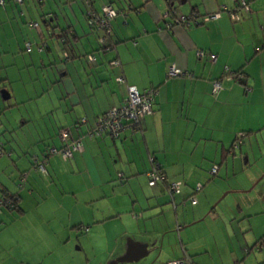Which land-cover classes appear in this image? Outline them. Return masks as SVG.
I'll use <instances>...</instances> for the list:
<instances>
[{
  "label": "crops",
  "instance_id": "0c3cea01",
  "mask_svg": "<svg viewBox=\"0 0 264 264\" xmlns=\"http://www.w3.org/2000/svg\"><path fill=\"white\" fill-rule=\"evenodd\" d=\"M104 4L123 10L111 21L109 49L85 18L87 8L100 14ZM221 6L234 0H5L0 99L34 103L43 125L35 133L0 126L11 151L0 155V192L20 195L17 208H0V264H109L129 252L125 264L264 262V0H249L250 12L237 21L225 12L202 24L162 19L170 7L201 18ZM171 66L182 73L168 77ZM215 81L221 89L212 92ZM128 86L157 91L138 128L85 137L69 159L50 156L46 173L32 167L33 155L60 145L59 130L85 118V132L124 102ZM153 160L165 180L151 185ZM171 180L181 182L172 195Z\"/></svg>",
  "mask_w": 264,
  "mask_h": 264
},
{
  "label": "built area",
  "instance_id": "2783aa9c",
  "mask_svg": "<svg viewBox=\"0 0 264 264\" xmlns=\"http://www.w3.org/2000/svg\"><path fill=\"white\" fill-rule=\"evenodd\" d=\"M17 2H21V0H16ZM4 0H0V5H2ZM250 6L249 0H234V6L232 8L221 6L217 12L212 14H207L199 18L196 14L184 15L182 13L176 12L171 7L168 8L163 14L162 19L166 20L169 17H173L174 21L180 23L182 25H189L192 22L198 24H202L208 20L216 19L221 16L222 12H225L229 15V17L233 21H237L241 19V16L245 13H249ZM123 10L113 7L111 4H104L101 7L100 14H97L94 10L87 8L85 11V18L88 28L93 30H101L103 36L100 38V44L103 45V48H112L113 45L110 43V37L112 35V26L111 21L117 17L118 15H122ZM200 19V21H199ZM169 23L166 24L169 27ZM34 27H37V24H33ZM26 50H31V44L26 43ZM47 47V44L44 43L43 46L38 48V50H42V48ZM64 59L68 60L69 55L68 52H64ZM198 57L208 56L210 61H214L215 55L209 53L205 54L204 51L197 52ZM95 57L93 55H88L87 60L89 62L94 61ZM111 64L114 66L119 65L117 60L111 61ZM227 72V71H226ZM181 70L177 69L175 66H171L169 68L168 77H174L180 75ZM230 73V72H228ZM234 77H238L235 73ZM118 82H122V77H117ZM221 89V84L218 81L213 82L212 92H217ZM157 91L154 88H149L145 91H138L134 86L127 87V96L124 102L119 107L111 108L105 114L97 117L90 128L85 132H81L80 125L85 124L87 121L85 118H82L78 124L74 126V128H64L59 131V137L61 140V144L59 146H48L45 151L41 153L40 156H33V167L38 169L42 173H46V163L50 156L52 155H60L63 159H68L72 156L74 151L82 150L83 139L85 137H94L98 135H102L103 133H108L112 137L118 136L121 131L131 128L135 129L139 127V124L142 118L145 115L151 114L153 109L154 97ZM244 133H237L235 140L232 144L233 148H237L241 142ZM6 153L4 149L3 142L0 140V155ZM218 170V165L214 163L209 168V172L211 174H216ZM27 173L26 171L22 172L18 176L17 186L22 189L25 185ZM149 183L152 185L158 180H165V175L162 172L159 164L153 160L152 167L148 172ZM180 181L171 180L168 181V191L172 195L175 192L179 191ZM201 188V184L198 183L194 187V193L197 192ZM17 195H0V207L6 206L8 208H13L15 206V199ZM191 202H195V194L191 195ZM85 228V227H84ZM261 246V243H258ZM190 260L187 257H181L177 259L169 260L167 264H189ZM264 264V262L262 263Z\"/></svg>",
  "mask_w": 264,
  "mask_h": 264
},
{
  "label": "rangeland",
  "instance_id": "374dc122",
  "mask_svg": "<svg viewBox=\"0 0 264 264\" xmlns=\"http://www.w3.org/2000/svg\"><path fill=\"white\" fill-rule=\"evenodd\" d=\"M16 18H17V21L20 23L18 13H16ZM20 25H24L23 22L20 23ZM22 27L25 32L23 39H25L28 34H27L26 28L24 26ZM33 47L35 48V44L33 45ZM23 82L25 83V81ZM14 83L16 85H20L22 84V80L15 81ZM3 85H5V87L9 91H11L12 89H16V87L14 88L13 86H11L10 83H7V82L3 83ZM23 94H24V89H23ZM22 116H25V118H23ZM37 117H38L37 109L35 108L34 103H28V104L22 105V104H17L16 102H14L13 99L11 101L9 100L2 101V99H0V122H1L0 126L2 128H3L2 124L5 123L7 130H33L32 132L35 133L36 130L37 131L42 130L40 125H43V122L41 120H36ZM1 130H4V129H1ZM174 240L175 239H172V243H171L173 250L175 249V246H174L175 243L173 242ZM239 244L240 243H237V247L239 246ZM217 245L220 246L218 242H217ZM170 250L171 249L169 248V251ZM151 254L152 253H150L149 255ZM112 261L113 260H111L110 262ZM119 261H121V263H124V264L126 263L125 261H122V260H119Z\"/></svg>",
  "mask_w": 264,
  "mask_h": 264
},
{
  "label": "trees",
  "instance_id": "16d2710c",
  "mask_svg": "<svg viewBox=\"0 0 264 264\" xmlns=\"http://www.w3.org/2000/svg\"><path fill=\"white\" fill-rule=\"evenodd\" d=\"M14 2H17L16 0H14ZM4 5H5V0H4V2H3V4L2 5H0L1 7H4ZM250 12V11H249ZM192 14H196V13H192ZM247 13H245V14H243L242 16H241V18H243L244 17V15H246ZM197 15V14H196ZM198 16V15H197ZM199 17V16H198ZM241 20V19H240ZM33 24H35V22H30V24H29V26H30V28H36V27H34L33 26ZM38 26V25H37ZM65 32H63V36L61 35V40H62V42L64 43V44H66L67 46L69 45V38H68V36L67 35H65L64 34ZM50 37H54V34H53V29H51V34H50ZM49 37V38H50ZM42 49H44V48H42ZM25 50H26V46H25ZM27 51V50H26ZM29 51H31V50H29ZM236 74H239V72H235ZM60 131V130H59ZM104 134V133H103ZM106 134H108V133H106ZM244 136V135H243ZM243 138V137H242ZM1 140V139H0ZM2 142H3V140H1ZM3 144H4V142H3ZM60 144H61V140H60ZM4 149H5V147H4ZM232 149H234L233 147H232ZM6 154L7 155H11V151L10 150H7L6 151ZM41 155V154H40ZM33 156H37V155H33ZM33 156H32V158H33ZM69 159V158H68ZM31 165H32V167H33V160L31 159ZM34 168V167H33ZM36 169V168H35ZM38 170V169H37ZM24 171H26V173H27V170H23V171H20V173H22V172H24ZM46 172H47V169H46ZM19 173V174H20ZM42 173V172H41ZM212 175H214V174H212ZM19 176V175H18ZM26 178H27V176H26ZM17 181H18V178H17ZM25 182H26V180H25ZM18 187V186H17ZM194 188V187H193ZM19 189V188H18ZM193 194H196V192L194 193V190H193ZM0 195H10V196H13L14 197V195H17L16 196V198L14 199L13 198V200L15 201V206L13 207V208H11V209H15V208H17V206H18V204H19V200H20V195H19V191H17V192H14V193H8V192H0ZM188 199H191V195L188 197ZM2 207V206H1ZM0 207V208H1ZM6 207V206H5ZM10 209V208H9ZM83 228H84V226H83ZM263 262H261V263H259V264H262Z\"/></svg>",
  "mask_w": 264,
  "mask_h": 264
},
{
  "label": "water",
  "instance_id": "95a60500",
  "mask_svg": "<svg viewBox=\"0 0 264 264\" xmlns=\"http://www.w3.org/2000/svg\"><path fill=\"white\" fill-rule=\"evenodd\" d=\"M1 95H2V98H4V99H7V98L9 97V94H8L5 90L2 91ZM129 254H131V253L129 252L127 255H124V256L121 257V258L114 259V260H113L112 262H110L109 264H115L118 260H123V259H128V258H130L131 256H130Z\"/></svg>",
  "mask_w": 264,
  "mask_h": 264
}]
</instances>
